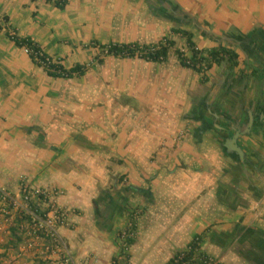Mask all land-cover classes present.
Instances as JSON below:
<instances>
[{
    "label": "crops",
    "instance_id": "obj_1",
    "mask_svg": "<svg viewBox=\"0 0 264 264\" xmlns=\"http://www.w3.org/2000/svg\"><path fill=\"white\" fill-rule=\"evenodd\" d=\"M117 18L142 35L103 37ZM173 27L193 32L201 50L220 44L236 50L239 64L232 70L225 62L213 64L202 82V74L180 64L175 46V60L170 54L162 63L144 60L161 75L163 91L149 117L161 122L155 128L145 127L138 110L135 123L127 114L115 119L110 109L79 102L63 87L74 78L49 76L12 38L29 37L56 60L100 39L151 43L169 37L189 57L185 37ZM263 67L264 0H67L64 8L55 0H0V187L18 192L25 182L67 210L87 212L102 191L104 202L122 209L134 192L149 209L141 215V231L159 229L167 244L180 245L191 223L194 234L207 232L203 245L230 243L253 254L239 251L232 264H264V77L252 74ZM238 131L242 157L226 148ZM155 151L160 160L154 169L164 163L168 176L151 175L148 186L142 177L121 186L126 195L105 189L127 172L147 177L146 159ZM187 166L201 176H187ZM171 207L177 221L166 217ZM72 219L75 230L59 229L70 244L81 230L79 216Z\"/></svg>",
    "mask_w": 264,
    "mask_h": 264
},
{
    "label": "rangeland",
    "instance_id": "obj_2",
    "mask_svg": "<svg viewBox=\"0 0 264 264\" xmlns=\"http://www.w3.org/2000/svg\"><path fill=\"white\" fill-rule=\"evenodd\" d=\"M116 22L118 24H113L110 35L105 31L103 37L127 36L134 38L142 35L140 28L136 29L132 25L121 24V18H117ZM126 41L133 42L134 40ZM139 41L141 43L147 42L144 40ZM110 42L123 41L100 39L96 44L92 43L90 48L82 47L81 51L74 54V56L69 58L57 57L56 60L54 58L55 62H60L63 65H74L81 62L88 67V71L84 76L69 80V84L63 87L67 90L72 89L75 96L78 97V101L88 103L92 106V109L95 107L110 109L111 113L115 114V119L120 118L123 113L127 114V117H132L136 123L134 118L138 116V110L140 111V117L142 115V123L146 124V128L160 127L161 122L149 118L152 115V101L156 102V98L163 91L159 87V81L161 80L159 69H153L152 65L146 63L144 59H122L105 54L100 44ZM175 48H178V46L175 45L173 50ZM23 49L25 50L24 47ZM169 54L171 58L176 59L172 51ZM100 59L102 61H99ZM157 102L160 101L157 100ZM144 117L147 119L144 120ZM163 124L167 125V122L165 121ZM165 156H168V154ZM146 160L147 177L143 176V173L139 170L133 172L131 177L127 172L113 177V183L105 189L124 194L123 189L119 190L120 187L133 184L141 177L145 179L143 181L145 186H148L151 182V175L157 174L163 177L169 175L170 168L166 167L164 163H160V166H164L158 168L157 171L154 169L153 164L160 160L158 151L151 153ZM195 169L191 170L187 166V176L197 180L201 176V172ZM16 193L18 192H13V195H17ZM42 194V191L33 189L29 206L39 208L41 211H49L51 210L50 206L54 204L63 212L66 218L61 227L75 230L77 223H74L72 214L79 216L81 230L79 234L75 235L77 243L70 244L63 237L75 264H166L177 252L189 249V244L196 235H200L202 238L207 235V232L194 234L193 225L187 223V238H183V234L178 236V238H183L185 241L179 243L180 245H176V243L171 245L167 244L165 240L168 239L167 234L160 233L159 229L156 233L150 230L141 231L139 224L141 215L149 209L146 205L137 202L138 197L134 192L127 195V202H124L123 198L120 199L119 202H124L122 204L124 206L123 210L120 205L111 201L104 202L103 200L108 197V194L102 191L99 193L101 195L99 197L100 203L94 200L88 212L82 208L67 210L56 201L51 200L49 195L44 196ZM165 211L167 212L168 209ZM169 211L166 214L167 219L175 218V209L171 207ZM179 218H175V221ZM83 223L85 224L82 225ZM132 226H134L132 235L123 236L122 234ZM35 227V223L28 218L24 209L6 202L0 196V264H66L62 253L58 252L53 247L52 242L48 241L41 233L35 232ZM13 229L16 230L15 234ZM11 237L14 238L16 246L10 243ZM127 237L134 238L135 243L130 245ZM159 237L164 238H161V241L164 242L161 245L158 243ZM202 238L200 239L199 252H206L208 262L194 264H209V262L211 264H225V262L226 264H232V260L238 258L239 251L244 252L242 253L243 256L253 255L248 254V249L242 251L238 250L235 245L230 246V240L227 244L229 246L225 245V247L219 248L215 243L203 245ZM78 243L83 244L82 247L85 248H82ZM225 255H228V260L223 261Z\"/></svg>",
    "mask_w": 264,
    "mask_h": 264
},
{
    "label": "trees",
    "instance_id": "obj_3",
    "mask_svg": "<svg viewBox=\"0 0 264 264\" xmlns=\"http://www.w3.org/2000/svg\"><path fill=\"white\" fill-rule=\"evenodd\" d=\"M55 4L59 8H64L67 4V0H55ZM172 32L180 33L183 37H185L187 47L191 51V55L188 57L182 49H175V55L177 56L180 64L184 67L193 69L199 74H202V82L208 81V77L205 76V73L212 67L213 64H221L225 62L226 64H228L231 70L239 64V55L237 51L226 45L220 44L217 47L204 51L197 47L194 41L193 32L184 28L177 27H173ZM12 38L18 47L28 46L32 49L33 52L29 54L31 59L37 65L43 67L49 76L70 79L75 77H82L88 71L87 65L80 62H77L70 67H66L62 63L55 61L48 63V65H43L35 58L34 52H42L43 56H41V59H45L46 57L51 60L53 59L42 50L41 46L37 42L29 37H19L13 35ZM93 43L96 44L97 41H94ZM174 46L175 41L173 39H170L169 37H164L158 42L151 43H141L138 41H133L100 44V47L105 51V54L111 55L116 58H140L146 61L159 63L166 62L168 60L170 49ZM99 61H102V59H100ZM252 74L258 78L264 77V67L262 69L254 70ZM132 229H134V226L130 228L129 236H131L132 234ZM13 231L15 234L16 230L13 229ZM201 238L202 237L200 235H196L190 242L189 249L177 252L168 260L166 264L204 263V261L207 260L208 255L206 254V252H199ZM127 241L130 245L135 243L134 238L127 237ZM10 243L12 245H15V240L13 237H11ZM196 255L197 258L195 259Z\"/></svg>",
    "mask_w": 264,
    "mask_h": 264
},
{
    "label": "built area",
    "instance_id": "obj_4",
    "mask_svg": "<svg viewBox=\"0 0 264 264\" xmlns=\"http://www.w3.org/2000/svg\"><path fill=\"white\" fill-rule=\"evenodd\" d=\"M24 48L28 54L33 52L32 49L28 46H24ZM34 54H35V58L43 65H48V63L54 61L47 57L45 59H41V56H43L42 52H34ZM35 191H39V190H35ZM53 191L56 194L60 193L59 190H53ZM32 192H33V188H31L25 182L21 184L18 193H16L18 196L13 195V192L0 187L1 198L8 203H11L13 205H16L24 209L26 215H28V218L33 223H35L36 226L35 232L38 231V233H41L48 241L52 242L53 247L58 252L62 253L63 259L65 260L66 264H75V261L73 260L70 254V250L66 242L63 240V235L60 233L59 230L61 228V225L64 224L66 219L63 212L59 208L55 207L54 204L50 206L51 210L49 211H41L39 210V208L30 207L29 203ZM42 193L44 194V196L49 195L46 194V192H42ZM129 232L130 229L127 232H124L122 235L123 236L130 235ZM204 262L207 263L208 259ZM209 264H211V262H209Z\"/></svg>",
    "mask_w": 264,
    "mask_h": 264
},
{
    "label": "water",
    "instance_id": "obj_5",
    "mask_svg": "<svg viewBox=\"0 0 264 264\" xmlns=\"http://www.w3.org/2000/svg\"><path fill=\"white\" fill-rule=\"evenodd\" d=\"M252 126V121L250 120V123L247 125V128L244 130L245 132H249L250 128ZM242 131V132H244ZM241 132H236L234 136L228 139L226 143V148L228 149L229 152H236L238 153L241 157L244 155V152L242 148L237 144V139L238 136L240 135Z\"/></svg>",
    "mask_w": 264,
    "mask_h": 264
}]
</instances>
